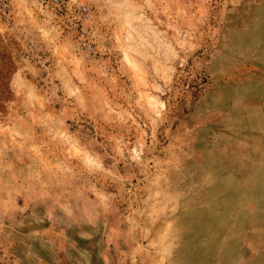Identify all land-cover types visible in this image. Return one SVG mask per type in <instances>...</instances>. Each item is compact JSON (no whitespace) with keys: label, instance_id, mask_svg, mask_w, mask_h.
I'll return each mask as SVG.
<instances>
[{"label":"rangeland","instance_id":"374dc122","mask_svg":"<svg viewBox=\"0 0 264 264\" xmlns=\"http://www.w3.org/2000/svg\"><path fill=\"white\" fill-rule=\"evenodd\" d=\"M0 264H264V0H0Z\"/></svg>","mask_w":264,"mask_h":264},{"label":"built area","instance_id":"2783aa9c","mask_svg":"<svg viewBox=\"0 0 264 264\" xmlns=\"http://www.w3.org/2000/svg\"><path fill=\"white\" fill-rule=\"evenodd\" d=\"M53 3L59 4L60 2H63V0H52Z\"/></svg>","mask_w":264,"mask_h":264}]
</instances>
